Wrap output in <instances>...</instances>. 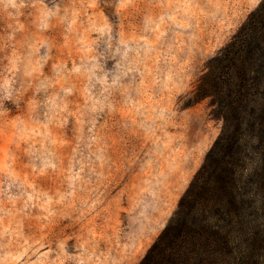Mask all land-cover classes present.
<instances>
[{
    "label": "rangeland",
    "instance_id": "obj_1",
    "mask_svg": "<svg viewBox=\"0 0 264 264\" xmlns=\"http://www.w3.org/2000/svg\"><path fill=\"white\" fill-rule=\"evenodd\" d=\"M261 0H0V264H139L223 125L193 91Z\"/></svg>",
    "mask_w": 264,
    "mask_h": 264
},
{
    "label": "trees",
    "instance_id": "obj_2",
    "mask_svg": "<svg viewBox=\"0 0 264 264\" xmlns=\"http://www.w3.org/2000/svg\"><path fill=\"white\" fill-rule=\"evenodd\" d=\"M223 125L139 264H264V0L193 91Z\"/></svg>",
    "mask_w": 264,
    "mask_h": 264
}]
</instances>
